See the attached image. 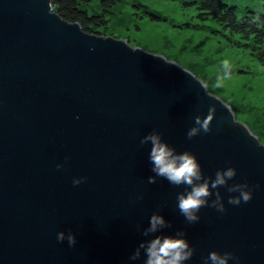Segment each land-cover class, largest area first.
Segmentation results:
<instances>
[{
  "label": "water",
  "instance_id": "1",
  "mask_svg": "<svg viewBox=\"0 0 264 264\" xmlns=\"http://www.w3.org/2000/svg\"><path fill=\"white\" fill-rule=\"evenodd\" d=\"M209 106L212 130L187 139ZM153 130L205 175L235 167V182L258 186L252 200L229 205L221 188L226 212L202 208L188 224L176 207L183 186L147 182L150 145L139 139ZM78 176L87 180L74 187ZM154 211L172 224L157 234L183 228L195 247L185 264L212 250L264 264V133L189 62L87 29L53 0H0V264H143V253L128 257ZM60 230L74 247L57 242Z\"/></svg>",
  "mask_w": 264,
  "mask_h": 264
},
{
  "label": "rangeland",
  "instance_id": "2",
  "mask_svg": "<svg viewBox=\"0 0 264 264\" xmlns=\"http://www.w3.org/2000/svg\"><path fill=\"white\" fill-rule=\"evenodd\" d=\"M225 1L238 4L241 12L244 7L264 12V0ZM90 2L95 7L98 0ZM137 3L157 11L162 18H151ZM107 16L108 24L100 31L130 37L152 50L189 62L209 90L224 94L236 113L264 133V65L245 47L213 31L219 26L214 20L200 18L196 9L182 6L179 0H120ZM225 59L231 68L217 86Z\"/></svg>",
  "mask_w": 264,
  "mask_h": 264
},
{
  "label": "clouds",
  "instance_id": "3",
  "mask_svg": "<svg viewBox=\"0 0 264 264\" xmlns=\"http://www.w3.org/2000/svg\"><path fill=\"white\" fill-rule=\"evenodd\" d=\"M221 67L224 72L217 76V86H221L227 77L228 70L231 68L230 62L226 59L223 60ZM214 115L215 109L212 106H209L207 114L203 117L199 114L195 115L193 125L186 132L187 139L191 140L201 133H209L212 130ZM221 124H223L222 121ZM139 144L140 146L150 145L148 161L154 175L148 176L149 184H155L157 178H162L173 187L183 186V191L176 193V207L188 224H194L200 220L199 212L202 208H213L222 214L226 212L224 198L220 192L221 188L230 194L227 196V203L239 206L251 201L253 189L258 187L250 186L247 180L235 182L237 171L233 166L217 168L214 176L205 175L194 154L187 150L178 152L165 142L161 134L155 130L141 136ZM65 159L67 160V157ZM63 167L64 165L60 163L56 165L58 170ZM86 180L87 177L84 176L73 177L72 184L74 187L79 186ZM230 181L233 182L229 183ZM142 198V196H137L131 203H136ZM171 227L170 221H166L158 212H152L148 218L147 227L136 225V231L148 239L139 241L128 260L138 261L141 259L142 253L143 264H185L186 261L191 260L196 249L186 239V232L183 228L177 229L174 235L157 234L161 230ZM56 240L59 243L67 241L69 247H74L77 243L76 235L71 230L67 233L63 230L58 231ZM230 260L238 264L239 257L232 251L226 250L221 253L212 250L206 257H203V264H229Z\"/></svg>",
  "mask_w": 264,
  "mask_h": 264
},
{
  "label": "trees",
  "instance_id": "4",
  "mask_svg": "<svg viewBox=\"0 0 264 264\" xmlns=\"http://www.w3.org/2000/svg\"><path fill=\"white\" fill-rule=\"evenodd\" d=\"M90 1L53 0V4L66 17L83 18L87 29L100 31V28L107 26V15L120 0H98L95 7H91ZM179 1L184 7L196 9L200 18L214 20L219 26L213 31L225 35L232 44L245 47L259 64L264 65V12L250 7H244L241 12L238 4L225 0ZM139 5L151 18H162V15L145 4Z\"/></svg>",
  "mask_w": 264,
  "mask_h": 264
}]
</instances>
